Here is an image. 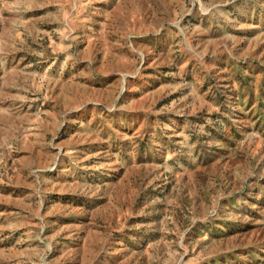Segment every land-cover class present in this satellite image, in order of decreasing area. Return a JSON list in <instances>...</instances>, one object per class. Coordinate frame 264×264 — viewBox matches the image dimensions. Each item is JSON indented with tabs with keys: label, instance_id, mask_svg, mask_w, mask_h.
Here are the masks:
<instances>
[{
	"label": "rangeland",
	"instance_id": "374dc122",
	"mask_svg": "<svg viewBox=\"0 0 264 264\" xmlns=\"http://www.w3.org/2000/svg\"><path fill=\"white\" fill-rule=\"evenodd\" d=\"M0 264H264V0H0Z\"/></svg>",
	"mask_w": 264,
	"mask_h": 264
}]
</instances>
